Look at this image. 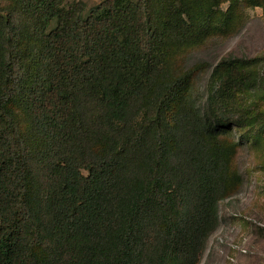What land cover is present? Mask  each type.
<instances>
[{
	"label": "trees",
	"instance_id": "trees-1",
	"mask_svg": "<svg viewBox=\"0 0 264 264\" xmlns=\"http://www.w3.org/2000/svg\"><path fill=\"white\" fill-rule=\"evenodd\" d=\"M0 9V264H196L219 223L243 81L218 120L162 76L211 30L199 0H6ZM232 20V8L219 27ZM34 41H33V40ZM32 41L30 46L26 43ZM232 63V62H231ZM230 63V64H231ZM235 64V63H233ZM22 101L32 148L9 106ZM256 133L264 135V112Z\"/></svg>",
	"mask_w": 264,
	"mask_h": 264
},
{
	"label": "rangeland",
	"instance_id": "rangeland-1",
	"mask_svg": "<svg viewBox=\"0 0 264 264\" xmlns=\"http://www.w3.org/2000/svg\"><path fill=\"white\" fill-rule=\"evenodd\" d=\"M102 1L65 0L64 6L84 2L90 9ZM193 4L197 21L211 15V30L198 42L170 45L162 76L164 80L186 76L188 85L180 102L186 96L194 98L202 114L216 121L218 115L209 109V97L218 78L234 70L243 81L237 104L245 115L219 137L232 152L228 187L219 204L218 226L196 264H264V135L255 130L257 114L264 112V0H199ZM11 5L0 0L2 10ZM231 8V22L219 27ZM9 109L35 148L31 119L22 101L13 102Z\"/></svg>",
	"mask_w": 264,
	"mask_h": 264
}]
</instances>
